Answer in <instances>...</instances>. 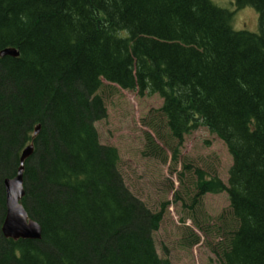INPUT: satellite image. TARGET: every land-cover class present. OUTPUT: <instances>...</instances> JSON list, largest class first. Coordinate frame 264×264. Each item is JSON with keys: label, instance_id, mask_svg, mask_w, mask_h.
Masks as SVG:
<instances>
[{"label": "trees", "instance_id": "1", "mask_svg": "<svg viewBox=\"0 0 264 264\" xmlns=\"http://www.w3.org/2000/svg\"><path fill=\"white\" fill-rule=\"evenodd\" d=\"M234 1L259 32L212 0H0V53L19 52L0 55V264H171L155 241L164 209L134 197L101 143L107 88L163 100L149 127L174 159L202 126L225 143L228 183L197 170L193 203L229 196L218 264H264V0ZM30 144L21 203L42 237L13 240L4 181Z\"/></svg>", "mask_w": 264, "mask_h": 264}, {"label": "rangeland", "instance_id": "2", "mask_svg": "<svg viewBox=\"0 0 264 264\" xmlns=\"http://www.w3.org/2000/svg\"><path fill=\"white\" fill-rule=\"evenodd\" d=\"M212 1L235 12L234 29L259 32V15L252 6L237 10L234 0ZM105 91L108 114L96 123L100 140L118 149L119 171L134 197L150 210L164 209L163 222L155 233L159 255L171 264H218L212 246L223 239L219 219L230 207L229 196L209 193L197 203L193 200L197 170L228 183L233 158L225 143L202 126L186 138L174 159L171 147L149 127L163 103L158 95ZM147 133L159 147L150 148ZM195 236L200 240L192 245Z\"/></svg>", "mask_w": 264, "mask_h": 264}, {"label": "water", "instance_id": "3", "mask_svg": "<svg viewBox=\"0 0 264 264\" xmlns=\"http://www.w3.org/2000/svg\"><path fill=\"white\" fill-rule=\"evenodd\" d=\"M0 55L17 57L19 52L15 48H7ZM38 132L39 127L36 129V133ZM34 149V145L30 144L23 150L17 175L6 178L4 181L7 211L1 230L4 237L9 239L39 240L42 237L40 224L29 218L28 212L21 203L26 194L24 186L25 161L33 154Z\"/></svg>", "mask_w": 264, "mask_h": 264}]
</instances>
